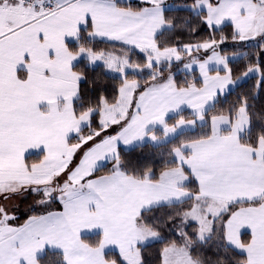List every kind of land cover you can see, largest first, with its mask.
Masks as SVG:
<instances>
[{
  "label": "snow or ice",
  "instance_id": "obj_1",
  "mask_svg": "<svg viewBox=\"0 0 264 264\" xmlns=\"http://www.w3.org/2000/svg\"><path fill=\"white\" fill-rule=\"evenodd\" d=\"M0 264H264V0H0Z\"/></svg>",
  "mask_w": 264,
  "mask_h": 264
}]
</instances>
